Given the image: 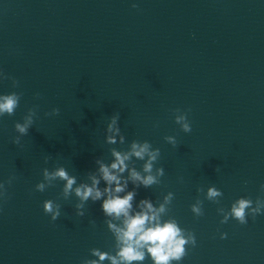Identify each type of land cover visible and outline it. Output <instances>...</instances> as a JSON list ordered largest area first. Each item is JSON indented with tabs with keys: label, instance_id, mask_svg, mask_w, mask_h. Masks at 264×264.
<instances>
[{
	"label": "water",
	"instance_id": "water-1",
	"mask_svg": "<svg viewBox=\"0 0 264 264\" xmlns=\"http://www.w3.org/2000/svg\"><path fill=\"white\" fill-rule=\"evenodd\" d=\"M13 92L15 113L0 117V264H156L150 244L142 260L119 257L125 218L102 208L113 151L129 157L112 170L116 195L134 193L129 215L147 201L157 219L145 227L174 223L185 241L167 264H264V0H0V95ZM133 143L157 153L150 171ZM60 168L76 179L67 194L45 175ZM93 177L102 196L82 201L75 189Z\"/></svg>",
	"mask_w": 264,
	"mask_h": 264
},
{
	"label": "clouds",
	"instance_id": "clouds-1",
	"mask_svg": "<svg viewBox=\"0 0 264 264\" xmlns=\"http://www.w3.org/2000/svg\"><path fill=\"white\" fill-rule=\"evenodd\" d=\"M135 7V5H133ZM17 81L13 80L14 86L17 85ZM39 95V94H37ZM20 96L13 92L11 94L0 95V117H2L5 113L9 116L15 113V109L18 107ZM56 114L59 113V109L53 110ZM46 115H48L46 113ZM181 118H177V122H180ZM30 126V125H29ZM15 129L23 134H28V126H23L19 123L15 124ZM112 125H109V129H111ZM183 129L185 132H190L191 128L187 123L183 125ZM16 142V141H15ZM109 142H114V140L109 137ZM149 156V163L145 164V171L151 170V161L156 159L157 153L149 152V145L145 143L144 145H138L133 143L132 145V154L138 158L143 159L145 154ZM113 155L115 156V161L108 166L104 164L100 165V172L102 173V178L106 183L111 186L115 184V187H107L105 188V192L109 193L108 199L103 202L102 208L103 211L108 215H115L116 217H120L123 215L124 225L123 229H116L118 234V239L123 242L125 245L121 248L119 252V257L124 261H133V260H142L144 255L142 252L138 251L139 247H142L144 244H150L151 247L148 248V251L152 254L155 259L156 264H167L169 258L179 259L183 254L182 245L185 243L183 239H176L179 229L176 227L174 223L168 222L161 226L159 223H156L154 226L145 227L147 224H152L153 221L157 219L154 212H152V205L147 201H142L141 203L148 209L147 212H140L136 215H129V210L131 209V201L133 200L134 193L128 192L123 197L116 195L124 191L125 185L120 183V177L114 174L112 170H116L118 172H123L126 168L125 160L129 157L127 154L121 155L119 152L113 151ZM46 178L48 179H56L59 177L62 180L67 181L64 185V192L67 194L72 190V186L76 183L75 177L69 176L68 173L60 168L56 172L48 174L47 170H45ZM130 178L133 181L139 180L143 185L149 186L154 182V178L152 176L141 177L138 172L132 170L130 173ZM92 186L89 187L86 184H83L75 189V194L82 201H87L89 198L92 200H98L102 196L100 190L96 187L99 183L94 177L92 178ZM4 184L0 183V188H3ZM39 191L44 190V185L40 184L37 186ZM210 196H215L217 193L215 191L209 192ZM0 197L7 199V193H0ZM250 201L240 200L238 201V206H233L232 212L233 215L238 218L241 223H246L244 220V210L249 207ZM43 210L45 214H52V220L55 221L59 215V207L57 206L55 212H53V204L52 201H45L43 204ZM151 213V214H149ZM114 227V226H112ZM100 256V259L103 260L106 258V254L95 253ZM113 264H117L116 258H111ZM92 264H96L95 261Z\"/></svg>",
	"mask_w": 264,
	"mask_h": 264
}]
</instances>
